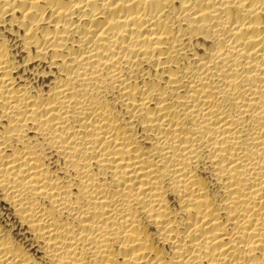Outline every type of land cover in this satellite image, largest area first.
<instances>
[{
  "label": "bare ground",
  "instance_id": "obj_1",
  "mask_svg": "<svg viewBox=\"0 0 264 264\" xmlns=\"http://www.w3.org/2000/svg\"><path fill=\"white\" fill-rule=\"evenodd\" d=\"M0 264H264V0H0Z\"/></svg>",
  "mask_w": 264,
  "mask_h": 264
}]
</instances>
